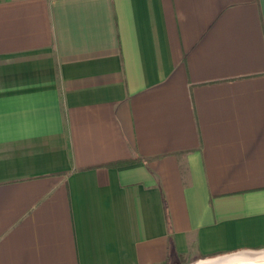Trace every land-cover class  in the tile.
I'll return each mask as SVG.
<instances>
[{
    "label": "crops",
    "instance_id": "0c3cea01",
    "mask_svg": "<svg viewBox=\"0 0 264 264\" xmlns=\"http://www.w3.org/2000/svg\"><path fill=\"white\" fill-rule=\"evenodd\" d=\"M205 257L264 264V0H0V264Z\"/></svg>",
    "mask_w": 264,
    "mask_h": 264
},
{
    "label": "rangeland",
    "instance_id": "374dc122",
    "mask_svg": "<svg viewBox=\"0 0 264 264\" xmlns=\"http://www.w3.org/2000/svg\"><path fill=\"white\" fill-rule=\"evenodd\" d=\"M220 257H223V256H220ZM220 257H215V260H217L216 258H220ZM212 261H214L213 260V258H211V257H205V258H202V259H200V260H197V261H195V262H190V263H187V264H203V263H206V262H212Z\"/></svg>",
    "mask_w": 264,
    "mask_h": 264
},
{
    "label": "bare ground",
    "instance_id": "6f19581e",
    "mask_svg": "<svg viewBox=\"0 0 264 264\" xmlns=\"http://www.w3.org/2000/svg\"><path fill=\"white\" fill-rule=\"evenodd\" d=\"M217 261H220V260H214L212 262H206V263H203V264H210V263H214V262H217ZM221 261L226 263L228 261V259H224V260H221Z\"/></svg>",
    "mask_w": 264,
    "mask_h": 264
},
{
    "label": "water",
    "instance_id": "95a60500",
    "mask_svg": "<svg viewBox=\"0 0 264 264\" xmlns=\"http://www.w3.org/2000/svg\"><path fill=\"white\" fill-rule=\"evenodd\" d=\"M222 263H223L222 261H217V262L210 263V264H222Z\"/></svg>",
    "mask_w": 264,
    "mask_h": 264
},
{
    "label": "trees",
    "instance_id": "16d2710c",
    "mask_svg": "<svg viewBox=\"0 0 264 264\" xmlns=\"http://www.w3.org/2000/svg\"><path fill=\"white\" fill-rule=\"evenodd\" d=\"M131 162V161H130ZM125 163H129V162H125Z\"/></svg>",
    "mask_w": 264,
    "mask_h": 264
}]
</instances>
